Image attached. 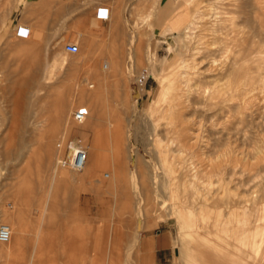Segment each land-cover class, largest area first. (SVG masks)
Listing matches in <instances>:
<instances>
[{
	"label": "rangeland",
	"instance_id": "obj_1",
	"mask_svg": "<svg viewBox=\"0 0 264 264\" xmlns=\"http://www.w3.org/2000/svg\"><path fill=\"white\" fill-rule=\"evenodd\" d=\"M71 2L0 0V264H264V0H120L85 29ZM94 132L98 174L61 167L57 143Z\"/></svg>",
	"mask_w": 264,
	"mask_h": 264
},
{
	"label": "built area",
	"instance_id": "obj_2",
	"mask_svg": "<svg viewBox=\"0 0 264 264\" xmlns=\"http://www.w3.org/2000/svg\"><path fill=\"white\" fill-rule=\"evenodd\" d=\"M106 11V12H105ZM97 16L99 18L107 19L109 16L108 9L99 7ZM18 36L27 37L30 34L28 29L19 27L17 31ZM65 50L68 53H77L80 50V46L77 43H67ZM150 78V70L148 67L142 68L140 73L136 76V86L142 95L147 90L148 80ZM88 108L79 107L73 112V119L76 122H84L88 117ZM57 148L60 151L59 165L64 168H70L72 170L81 171L85 168L88 161L87 148L83 145H75L73 139L64 140L61 139L57 143ZM10 237L9 227L1 224L0 225V241L7 242Z\"/></svg>",
	"mask_w": 264,
	"mask_h": 264
},
{
	"label": "bare ground",
	"instance_id": "obj_3",
	"mask_svg": "<svg viewBox=\"0 0 264 264\" xmlns=\"http://www.w3.org/2000/svg\"><path fill=\"white\" fill-rule=\"evenodd\" d=\"M194 0H186V2H187V4L189 3V4H191L192 2H193ZM195 12V11H194ZM200 17H202V16H200ZM111 18V16H109L108 18H107V20L108 19H110ZM224 27V26H223ZM29 30V29H28ZM96 31V30H95ZM98 31V30H97ZM29 36V35H28ZM27 36V37H28ZM27 37H24V38H27ZM227 46V45H226ZM80 51V50H79ZM78 51V52H79ZM77 52V53H78ZM72 54H76V53H72ZM130 59H132V61H135V56L132 54L131 56H130ZM114 67V66H113ZM135 67V66H134ZM102 68H103V70H105V71H107V70H109L110 68H111V63H110V61L109 60H106V61H104V63H103V65H102ZM133 72H128V78L129 79H132L131 78V76L133 75L132 74ZM132 83V82H131ZM134 84V83H133ZM91 87H94V91H88V90H86V89H83L84 91H82V93H81V96H82V98H83V100H85V99H87L89 102H91L93 105H96V103L98 102V101H100L99 100V98L100 97H98L99 96V93H100V91H101V89H98V88H100V87H95V84H93V85H91ZM133 87V86H132ZM90 89V88H89ZM86 90V91H85ZM132 92H133V95H134V97L136 98L137 96H138V91L136 90V88H133V90H132ZM180 96V95H179ZM180 100V99H179ZM225 100V99H224ZM87 101V102H88ZM61 106V105H60ZM176 106V105H175ZM82 107H86V106H82ZM137 111V110H136ZM88 113H89V115H90V110L88 109ZM88 115V116H89ZM68 128V127H67ZM76 130L78 131V134L82 137V138H88V137H90L89 136V133H88V131H87V129L85 128V127H76ZM94 130V129H93ZM95 131V130H94ZM120 131V130H119ZM114 132H117V131H115L114 130ZM97 132H94V136H93V146L92 147H85L83 144H82V142H81V138L80 139H78V138H76V139H74L73 141H74V144L75 145H83L85 148H87V152H88V161H87V164H86V166H85V168L83 169V170H87L86 172H87V175L86 176H88L89 178L88 179H90V178H94L95 176H96V174H98V171L100 170V168L104 165V161H105V159H106V154L102 151V140H100L99 139V135H97L96 134ZM90 134H93V133H90ZM116 133H114V136H116L115 135ZM77 137V136H76ZM101 137V136H100ZM87 141H88V139H87ZM113 143H114V145H118V146H120V144L122 143L121 141H122V139H121V137L118 135V136H116V137H113ZM90 148H92L93 149V151H94V159H92V161H94V162H92V164H91V154H90ZM60 152V151H59ZM58 158L60 159V154H59V156H58ZM57 158V162L59 163V159ZM58 165V164H57ZM61 166V165H60ZM57 167V166H56ZM62 167V166H61ZM114 167L117 169L118 168V166H117V164L116 163H114ZM113 167V168H114ZM116 169H114L112 172H106V173H104V176L106 177V178H112V176H113V174L117 171ZM55 170V169H54ZM83 170H81V171H83ZM143 170V169H142ZM76 171V170H75ZM55 176L57 175V170L55 171V174H54ZM54 176V178H57V177H55ZM62 177V176H61ZM60 177V178H61ZM65 177H66V179H67V175H65L63 178L64 179H62V180H65ZM114 177V176H113ZM152 180H153V183H157V181H158V177H159V174L158 173H155V172H153L152 173ZM53 178V177H52ZM60 178H59V180H60ZM68 178H70V177H68ZM72 178V177H71ZM84 178V177H83ZM116 179V178H115ZM55 180V179H54ZM57 180V179H56ZM53 181V180H52ZM51 183V182H50ZM55 183V182H54ZM51 184H53V182L51 183ZM50 184V186H52ZM53 187V186H52ZM50 189V188H49ZM51 190V189H50ZM53 190V189H52ZM49 193H50V191H49ZM52 199V198H51ZM44 206H45V204H44ZM44 212V211H43ZM41 220V219H40ZM40 222V221H39ZM1 225V224H0ZM4 225H6V226H8L9 227V230H10V237H9V240L7 241V242H1V243H4V244H7V243H9L10 241H11V238H12V231H11V229H10V226L9 225H7V224H4ZM22 227V226H21ZM20 228V227H19ZM199 228V227H198ZM137 232V231H136ZM39 234V233H38ZM37 234V235H38ZM140 234V233H139ZM43 235V234H42ZM36 237V236H35ZM34 237V239H37L38 240V237L37 238H35ZM41 241H43V240H41ZM40 241V242H41ZM39 242V243H40ZM257 243L259 242V241H256ZM39 243L38 242H36V243H34V245L36 244V247H35V250L34 251H36V252H34V253H32L33 254V258H34V256L36 255V253L38 252V254L40 255V251L38 250V249H40L39 248ZM21 246H22V244H20ZM258 246H259V243H258ZM23 247H24V245H23ZM34 247V246H33ZM19 248V247H18ZM38 248V249H37ZM44 248V247H43ZM21 249V248H20ZM22 249H24V248H22ZM26 249V248H25ZM256 249V255H257V257H263L264 255H260V251H261V249L258 247V248H255ZM44 250V249H43ZM22 251H24V250H22ZM32 252H33V250H32ZM42 252V251H41ZM23 253V252H22ZM42 253H44V252H42ZM25 254V253H24ZM31 255V254H30ZM42 255H44V254H42ZM187 255V254H186ZM40 257H41V255H40ZM199 257V256H198ZM264 258V257H263ZM16 260V259H15ZM39 261V260H38ZM16 264V263H15Z\"/></svg>",
	"mask_w": 264,
	"mask_h": 264
},
{
	"label": "crops",
	"instance_id": "obj_4",
	"mask_svg": "<svg viewBox=\"0 0 264 264\" xmlns=\"http://www.w3.org/2000/svg\"><path fill=\"white\" fill-rule=\"evenodd\" d=\"M121 5L122 4L120 3V0H72V2L66 7L64 15H65V17H68V15H73L74 16L73 21L76 22L78 25L81 24L82 29H85L86 28L85 24L86 23L90 24L91 19H93L91 22L93 26L99 25L101 21L104 24H107V23L111 22L110 21L111 18H113L112 23L117 21L116 14L118 15V18L120 16H122V14H123L122 9H124V15H125V7H123ZM99 7L108 9L109 16H111V18L108 20L104 19V18H99L97 16V12H98ZM31 11L32 10H30V12ZM34 11L37 12L39 10L35 9ZM159 13H160L159 17H162L163 12H161V9H160ZM65 22H67L66 19H65ZM117 25H119V24H117ZM116 27H118V26H116ZM31 32L32 31H30V33ZM100 53L108 54V51L107 52L106 51L100 52ZM165 241L166 240H161L160 242L165 243ZM175 242L179 243V238L177 240H175ZM203 254H201V257L203 256ZM236 254H238V251L236 252ZM233 257L235 259L234 260L235 264H238V255H234ZM219 261H221V260H219ZM204 263H205V260H204Z\"/></svg>",
	"mask_w": 264,
	"mask_h": 264
}]
</instances>
